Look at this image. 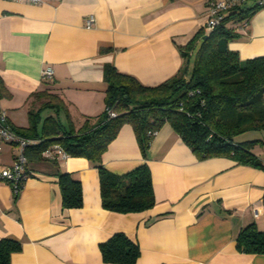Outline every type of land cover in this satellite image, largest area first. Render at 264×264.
I'll use <instances>...</instances> for the list:
<instances>
[{"label": "crops", "instance_id": "obj_1", "mask_svg": "<svg viewBox=\"0 0 264 264\" xmlns=\"http://www.w3.org/2000/svg\"><path fill=\"white\" fill-rule=\"evenodd\" d=\"M207 1L0 0V77L5 86L0 112L10 125L27 126L29 108L41 101L32 93L46 90L60 107H42L36 127L48 115H56L64 127L95 124L106 106V67L144 85L172 77L184 64L186 45L196 34H205ZM90 15L94 19L86 27ZM247 20L228 42L240 59L264 55V6ZM194 44L198 47L200 38ZM47 66L51 78L42 76ZM260 131L252 151L264 163ZM56 144L43 149V156L27 155L29 174L17 192L0 178V238L21 244L10 264H118L105 262L99 248L115 232L138 245L135 264H264V253L236 246L246 224L264 229V167L226 154L200 158L167 121L143 151L131 124L124 123L103 151L101 164L125 173L147 163L155 203L121 212L102 206L98 168L84 156L63 157ZM1 145L0 165L11 164L18 145ZM61 172L81 182V206L63 208Z\"/></svg>", "mask_w": 264, "mask_h": 264}, {"label": "trees", "instance_id": "obj_2", "mask_svg": "<svg viewBox=\"0 0 264 264\" xmlns=\"http://www.w3.org/2000/svg\"><path fill=\"white\" fill-rule=\"evenodd\" d=\"M256 7L232 9L206 38L203 33L196 34L183 51L180 70L157 85H144L114 66L106 67V106L95 124L64 127L56 115H48L40 120L41 127H36L42 107L57 111L60 104L52 93L34 91L32 96L41 101L36 109L29 108V124L10 125L25 138H39L38 143L24 148L25 155L43 156V149L58 143L67 154L88 158L98 168L102 206L121 212L144 210L155 203L147 163L125 173L112 172L101 164L103 151L124 123L131 124L143 151L152 132L167 121L200 158L226 154L239 162L264 167L252 151L259 139H238L245 132L264 130V55L240 59L228 47V42L239 36V21ZM196 38H200L198 47ZM4 90L0 77V94ZM110 107L116 111L113 116L107 112ZM58 183L63 208L82 205L78 179L61 172ZM20 246L14 238H0V264H10L11 253ZM236 246L244 252L264 253V229L254 222L246 224L238 233ZM99 248L105 262L118 264H135L140 253L138 245L123 232L111 234Z\"/></svg>", "mask_w": 264, "mask_h": 264}, {"label": "built area", "instance_id": "obj_3", "mask_svg": "<svg viewBox=\"0 0 264 264\" xmlns=\"http://www.w3.org/2000/svg\"><path fill=\"white\" fill-rule=\"evenodd\" d=\"M26 1L37 2L40 0ZM250 4L261 7L264 6V0H208L205 10L206 19L203 25L205 33L209 34L219 25L230 10L241 8L244 5L247 7ZM93 19L94 17L92 15L86 19V27L91 26ZM239 24L240 26H246L248 24L247 18L239 21ZM42 76L44 78H51L53 76L52 68L50 66L45 67L42 70ZM107 112L111 116L116 114V111L111 107L107 109ZM155 131H153L152 134H154ZM1 142L16 143L19 147V152L15 155L11 164L0 165V178L7 181L14 192H17L29 174V170L26 167L27 156L24 153V148L32 144L33 141L13 131L10 124L7 122L5 114L0 112V150L2 148ZM55 146L57 149H61V155H63V157L68 155L59 144ZM254 212L257 214L256 210Z\"/></svg>", "mask_w": 264, "mask_h": 264}, {"label": "rangeland", "instance_id": "obj_4", "mask_svg": "<svg viewBox=\"0 0 264 264\" xmlns=\"http://www.w3.org/2000/svg\"><path fill=\"white\" fill-rule=\"evenodd\" d=\"M259 133H261L260 130L248 131V132H245L244 134H242L240 137H238V139L258 137Z\"/></svg>", "mask_w": 264, "mask_h": 264}, {"label": "water", "instance_id": "obj_5", "mask_svg": "<svg viewBox=\"0 0 264 264\" xmlns=\"http://www.w3.org/2000/svg\"><path fill=\"white\" fill-rule=\"evenodd\" d=\"M246 7V5H244L243 7H241L242 9L243 8H245ZM206 36H207V34L205 33L204 35H203V38H206Z\"/></svg>", "mask_w": 264, "mask_h": 264}]
</instances>
